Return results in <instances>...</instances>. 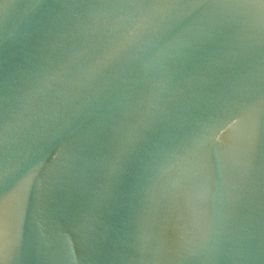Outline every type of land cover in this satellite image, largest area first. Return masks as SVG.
<instances>
[{
  "label": "water",
  "instance_id": "water-1",
  "mask_svg": "<svg viewBox=\"0 0 264 264\" xmlns=\"http://www.w3.org/2000/svg\"><path fill=\"white\" fill-rule=\"evenodd\" d=\"M0 264H264V0H0Z\"/></svg>",
  "mask_w": 264,
  "mask_h": 264
}]
</instances>
